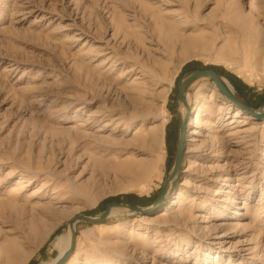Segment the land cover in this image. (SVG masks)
<instances>
[{
    "label": "rangeland",
    "instance_id": "1",
    "mask_svg": "<svg viewBox=\"0 0 264 264\" xmlns=\"http://www.w3.org/2000/svg\"><path fill=\"white\" fill-rule=\"evenodd\" d=\"M251 1L0 0V256L50 264L73 218L151 209L189 71L214 69L263 110L264 0L249 14ZM186 101L183 161L159 207L78 222L64 264H264V120L235 115L208 78ZM157 159L150 174L122 165Z\"/></svg>",
    "mask_w": 264,
    "mask_h": 264
},
{
    "label": "water",
    "instance_id": "2",
    "mask_svg": "<svg viewBox=\"0 0 264 264\" xmlns=\"http://www.w3.org/2000/svg\"><path fill=\"white\" fill-rule=\"evenodd\" d=\"M201 78H208L212 83L215 84L218 91L221 93V95L229 100L231 105L235 110H239L241 114L246 115L248 117H252L257 123H261V121L264 120V108L260 112H256L252 108L248 107L244 103H242L240 100H238L234 94L232 93L231 89L226 85V83H223L219 75L214 69H207V70H198L194 69L189 71V73L185 74L182 78L177 80L176 84L178 87L175 99H174V106H175V112L178 119V141L177 146L175 150V158L173 161V165L171 168V172L168 175V177L164 180V183L161 187V191L158 194V197L154 204L152 205V208H139L135 206H129L127 204H118L116 202H109L106 204V210L97 218L92 217H86V216H77L72 219V221L69 222L68 227L71 232L70 236V246L66 252L63 253V255L56 260V263L54 264H64L65 261L69 258V256L73 253L74 247H75V238H76V224L78 222H85V223H102L107 219V217L110 216L111 211L113 209L119 208V209H127L131 213H138L145 215L148 212H150L152 209H156L161 204L165 194L168 191L169 185L175 180L179 173V169L181 166V163L183 161L184 156V148H185V142L187 139L186 132H187V121L189 116V108L186 101V90L190 86V83ZM179 106H183L185 110L184 116L181 115L179 112Z\"/></svg>",
    "mask_w": 264,
    "mask_h": 264
},
{
    "label": "bare ground",
    "instance_id": "3",
    "mask_svg": "<svg viewBox=\"0 0 264 264\" xmlns=\"http://www.w3.org/2000/svg\"><path fill=\"white\" fill-rule=\"evenodd\" d=\"M256 10V4L255 1L252 0L250 5H249V14L253 13ZM255 37V36H254ZM256 38H260L261 40H263L264 38V34L262 33L261 30H258L256 32ZM196 111V112H195ZM180 113L182 116H184L185 114V110L182 108L180 109ZM240 113V111L238 110L236 112L235 115H238ZM192 115H195L196 117L199 114V109L194 110V112H192ZM248 119H253L252 117H248ZM197 122V121H196ZM150 139L148 140L146 137H143L139 143H140V148H154L155 143H156V137L154 134L150 135ZM156 161V162H155ZM150 160L147 163H137V162H131V163H124L122 164L124 167H126V172L128 171V173L132 174V175H139V174H150L152 172V170L154 169L155 165H157L158 159L157 160ZM121 168V167H120ZM119 170V169H117ZM118 211V210H117ZM120 213V212H119ZM116 214V210H112L110 216ZM70 236H71V232L70 229H68L67 234L65 236H59L56 240V246L58 248V254L55 257V259L52 261V263L50 264H54L56 263V260L59 259L64 252H66L70 246ZM16 251L15 247H10L9 249H5L3 250L2 255L0 256V264H10L13 262V254ZM14 264H18L17 262H13Z\"/></svg>",
    "mask_w": 264,
    "mask_h": 264
}]
</instances>
